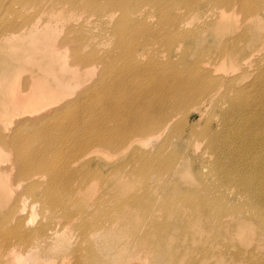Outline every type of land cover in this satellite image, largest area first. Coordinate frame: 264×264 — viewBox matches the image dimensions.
Returning a JSON list of instances; mask_svg holds the SVG:
<instances>
[{
	"label": "bare ground",
	"instance_id": "6f19581e",
	"mask_svg": "<svg viewBox=\"0 0 264 264\" xmlns=\"http://www.w3.org/2000/svg\"><path fill=\"white\" fill-rule=\"evenodd\" d=\"M0 9L7 14L0 15V43L28 35L34 45L25 38L15 46L45 51L40 60L27 57L35 72L17 75L20 92L10 96L17 108L34 107L14 125L28 128L27 134L0 129V147L7 152V159H0V190L6 199L0 202V245L10 243L12 232H22L48 244L66 239L67 246L49 257L71 259V264H172V258L173 264H264V66L243 83L244 75L229 76L223 66L245 59L249 41L256 50L264 47V37H256L264 30V0H0ZM199 13L198 22L186 29L187 20ZM153 15L156 23L149 21ZM234 15H244L236 26L245 25L241 32L251 36L242 47L236 46L239 36L231 44L224 37L226 17ZM182 33L186 42L177 38ZM144 34L163 39V52H158L164 58L139 57L154 49ZM102 36L113 37L114 47L102 51ZM212 39L223 43L194 52L193 45ZM179 51L182 56L175 59ZM221 58L220 65L210 66ZM86 64H100L103 72L73 91L72 85L84 84L78 69ZM218 67L223 73L217 77ZM125 93L129 97L118 98ZM214 106L220 108L214 127L202 130L184 121L188 110L202 115ZM147 140L149 146L141 148ZM33 142L37 146L30 149ZM199 143L204 145L200 153ZM92 147L122 155L103 175L92 168L90 157L80 160ZM124 171L131 183L142 184L143 196L130 192L120 199L118 193H107L111 183L126 186L118 177ZM148 185L158 191L154 199L147 196ZM232 186L240 192L225 191ZM225 192L230 202L238 201L224 204ZM167 199L157 208L162 215L147 223L131 218L152 213L154 203ZM73 200L78 213L89 214L78 236L48 235L41 225L27 229L34 202L49 213L47 220L57 213L69 220L76 215L68 210ZM175 232L171 251H161ZM152 233L159 237L152 239ZM90 236L80 255L77 238ZM27 240L2 249L0 264L12 259L19 264L17 248ZM188 241L198 243L187 250L183 244Z\"/></svg>",
	"mask_w": 264,
	"mask_h": 264
},
{
	"label": "rangeland",
	"instance_id": "374dc122",
	"mask_svg": "<svg viewBox=\"0 0 264 264\" xmlns=\"http://www.w3.org/2000/svg\"><path fill=\"white\" fill-rule=\"evenodd\" d=\"M14 6V5H13ZM5 14V16L7 15L4 10L0 9V15L3 16ZM201 16V13L197 14V15H193L191 17V19H188L187 22L185 23V27L186 29H191V27H193V25L195 23L198 22L199 17ZM244 15L241 16H227V26L224 28L226 34L228 36H224L226 41L231 44L232 40L236 37L239 36V40L238 42H236V46H240L242 47V45H246L245 39L248 37H251L249 34H243L241 31L243 30V28H245V25L241 26L240 29H237V26L241 20L243 19ZM84 17H80L78 20L79 22L83 21ZM20 20L23 22L22 18H20ZM76 21V20H75ZM74 21V22H75ZM149 21L151 23H156V21H158L156 15H153L152 17L149 18ZM8 22V21H6ZM2 24L1 18H0V25ZM259 26L261 25L260 23L258 24ZM11 25H7V27H10ZM26 29L24 28L22 31H20L22 34L25 35ZM165 32L164 30L161 32L163 33ZM231 34V36H230ZM27 35V34H26ZM150 35H154V34H148L145 36V34L143 36L144 39H151L149 43H151L150 45L152 47H154L153 51L149 50L147 51V53H143L141 55H139V51L141 50L140 47L135 46V50L138 49L139 51L137 52V55L140 56H145L144 59H146L147 57H158V58H164L163 53H159V52H163L162 48L163 45H165V43L163 42V39L161 37H156V35L154 37H150ZM184 34H179L177 36V38H182V40H184L186 42L188 37H183ZM256 37L258 38H262L264 37V30H262L261 32H259ZM27 40H29L30 42H28V44H32L34 45V40L30 39V36H26L25 37ZM25 38H17V39H11L8 37H5L1 43H0V129H2L3 131H7V129L10 131L11 128L13 127V131L15 132H20L23 135L27 134L28 128H22L19 129L17 127H15L14 125L18 122V120H20L21 118H23L22 116L25 114L27 115V113H30V111H32V108H30V104H27L26 106H24L23 104H19V107L17 108V104L14 102L13 104L10 102V96L12 95L11 92H16L19 93L20 92V87L22 82L20 81V79H16L17 75H26L27 73L31 72H35V65H33L31 62L28 61V58H33V57H37L39 60L44 56V52L43 50H34V49H26L25 45H19V46H15L16 42L18 41H25ZM192 38V37H190ZM242 39V41H241ZM99 41V48L104 51L105 49H110L112 47H114V43H115V39L113 37H111L110 39H108L107 36H102L100 38H98ZM223 42H220V40L217 42L216 39H212V40H204L202 42V44H196L193 45L194 47V52L197 53L198 51H203L204 50V46H209V47H215L217 45H222ZM248 43L251 44V46L249 47V50L247 51L248 56L245 57V59H242L241 61H239L235 66H231L229 65L228 61L224 62L223 66L225 68L229 69L228 75L229 76H243V80H241V83L245 82H250L252 81L255 76L260 72V69L262 66H264V47H262L260 50H256V48H254L252 41H249ZM113 45V46H112ZM161 50V51H159ZM158 52V54H153L154 52ZM128 52V51H126ZM181 51H179V55H177V57H175V59H179L182 55L180 54ZM65 53V52H64ZM189 53V52H188ZM214 55H216V53H214ZM142 58V57H141ZM224 59H227L226 57H223ZM143 59V60H144ZM223 61V59H218L215 61V63H212L210 66L214 67L215 65H220L221 62ZM61 69H63L62 65H60ZM69 68H73L72 66ZM219 68V67H218ZM57 72L60 70L58 68L55 69ZM65 72V71H64ZM103 72L102 70V66L100 64H86L85 66H82L81 68L78 69V74L79 76L82 78L81 80H84V84L79 83L76 85H72L74 86L72 88L73 91L77 90L78 88L83 89L84 86H88L92 83L95 82V80L99 77V75H101ZM215 76H219L221 75L223 72L222 70L219 68L218 70H215L214 72ZM104 77L109 78L111 77V73H105ZM16 84V88L13 89V85ZM22 89H24V85H22ZM21 89V90H22ZM25 91V89L23 90ZM121 97H129V94L125 93L123 95H119L118 98ZM129 101V100H128ZM127 101V102H128ZM215 109L213 107H210L211 110H207L204 111V113L201 115V112L197 109H190L188 110V113H186V119H184V121H186L188 124H194V127L198 128V129H205L206 127L209 126H215L217 122H220V108H218V106H214ZM17 108V109H16ZM25 108V109H24ZM24 109V111L22 112V110ZM213 109V110H212ZM219 109V110H218ZM219 111V112H218ZM209 125V126H207ZM219 127V126H218ZM150 142V141H149ZM151 143V142H150ZM149 143V144H150ZM203 143V142H201ZM148 144V140L144 141L143 144L139 145L141 148H146V146H149ZM37 146L36 142H33L30 144V149H33ZM204 145H198V153H200L203 150ZM5 149V147H0V159L4 160L7 159V152H4L3 150ZM127 151L126 153L128 154L129 149L128 147L126 148ZM125 149V150H126ZM109 155L111 158H105L104 155ZM122 153L120 152H110V151H106L103 150L99 151L97 147H92L89 149V153L87 156L82 157L80 160L83 161L85 159H87V157H90L92 159V168L94 170H97L99 172H102V174L104 175L105 172L107 173L108 170L107 168H109L111 165H113L114 163H116L117 161H119L120 157H121ZM130 155L132 156V152L130 153ZM128 158V157H127ZM1 165V164H0ZM128 166L130 167L131 164L128 163ZM208 167H206V169H203V172L206 173L207 172ZM9 174H11L9 172ZM118 177L124 182L126 183V186L124 187L123 185H118L117 183H111L110 185L107 186V193L109 192H114V193H118L117 196H119L120 199H123L125 197V195H127V193H139L138 196H143L144 195V190L141 189L142 184H137L135 182L130 181L129 177L126 176V172H119L118 173ZM32 179H36L35 176L31 177ZM133 179L137 182H140L139 179L133 175ZM1 180V179H0ZM2 181V180H1ZM155 180H151V182L149 183V185ZM148 185L149 191L147 192V196L149 199H154L158 193L157 190L153 191ZM182 186V185H180ZM2 187V184H1ZM14 187L16 188L17 192H20V188H17L16 185H14ZM222 189H226L225 187H222ZM232 190L233 193H239L240 191L238 189H236V187L232 186L231 188H227L225 191ZM3 191V190H2ZM0 190V202L4 203L6 201V199L3 197V195H5V192H2ZM190 191L192 193H194V191H192V187L190 188ZM190 191H185V193H191ZM222 192V191H220ZM223 193V192H222ZM227 193V192H225ZM224 194V193H223ZM231 195V194H230ZM230 195L227 193V195L225 196V199H223V203L226 204H230L231 202H237L239 198H231V202L230 199H228V197H230ZM33 201V199L29 198V202L31 203ZM153 201V200H152ZM168 203V199L165 201H162L160 203L156 202L154 203L151 207L153 208V212H149L148 214H142V213H133L131 215V218L133 220H136L138 222H141L143 224L147 223L148 220L154 218L155 214H160L162 215V213L160 211H157V208L159 206L162 205H166ZM222 203V204H223ZM78 201L73 200L70 202L69 208L68 210H71L72 212H76L75 214L71 215V218L69 220L64 219L62 217V214L57 213V214H52V219L53 220H47V218H44V216L49 215V213L45 210V208L42 206L41 203L38 202H34L28 209V216L29 221L26 224L27 229L36 227V226H40L43 228V230L48 231L46 233H48V235H52V234H59L60 236H63L64 238L66 237H76L81 233L80 230V226L81 223L83 221L89 220V214L88 213H78L75 209H78L79 205ZM229 219V218H227ZM225 219V220H227ZM43 225H47V227L43 226ZM132 229L136 230V228L131 227ZM9 230V228H7ZM104 233L107 234L109 233V231L107 229L104 230ZM210 236H212L210 234ZM152 239H156L159 237V235L152 233ZM169 239L170 241H168V243H166L163 246H160V250L163 251L164 249H168V251L170 252L172 249V246L174 245V243H172L173 238L177 237L176 232L175 233H171L169 235ZM20 239H28L26 242H24V244L20 245L17 249H20V257H19V264H71V259H63L61 257H56L55 259H52L51 257H49V254L51 252H54L62 247L67 246V240L64 239V241L62 243H59L57 241H53L50 242V244L46 243L43 241L42 237H38V236H32V235H27L25 233H22L18 236L15 235L13 232L11 234L10 237V243H5L4 246L0 245V253L2 252L1 250H5V249H9L10 247H13L14 241L15 240H20ZM241 238L238 237V239L235 237L234 238V242H241ZM78 241V245L75 247V249H77L76 251H78L81 254H84L87 249L86 247L89 245V243L92 241V237L90 236L89 238H77ZM184 242H187L186 239H184ZM194 243H198L196 242H190L188 241V243L183 244L184 247L187 248V250L192 249L194 247H196L195 245H192ZM192 245L187 247L188 245ZM125 257V255H124ZM13 261V259L11 260V262ZM10 262V263H11ZM114 260H110L109 263L110 264H114ZM9 263V264H10ZM174 263V258H172V264ZM12 264H17L16 260H14L12 262ZM129 264H149V262H141V261H131Z\"/></svg>",
	"mask_w": 264,
	"mask_h": 264
}]
</instances>
